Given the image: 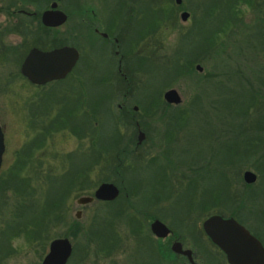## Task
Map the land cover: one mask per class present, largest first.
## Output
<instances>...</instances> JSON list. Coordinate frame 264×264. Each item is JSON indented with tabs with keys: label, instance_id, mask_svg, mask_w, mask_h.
Returning a JSON list of instances; mask_svg holds the SVG:
<instances>
[{
	"label": "rangeland",
	"instance_id": "obj_1",
	"mask_svg": "<svg viewBox=\"0 0 264 264\" xmlns=\"http://www.w3.org/2000/svg\"><path fill=\"white\" fill-rule=\"evenodd\" d=\"M23 1L0 0V10H3L2 13L0 12V26L12 24L15 16L11 14L15 11L16 6L19 7V2ZM37 1L38 9L36 11L40 13L49 2L48 0ZM85 1L87 3L84 7H92L93 2H97V0ZM251 1L253 5L257 4V0ZM78 3L80 4L79 0H59L58 9L63 14L65 13L66 20L63 25L54 30L53 49L71 47L77 49L76 52L79 50L81 40L79 39V17L76 10ZM217 3H219L217 0H181L177 7L174 0H147L149 10L157 9L159 5V9L162 10L161 13L165 17L158 29L142 32L143 34L149 33L147 46L143 47L142 42L137 46L132 44L129 47L133 59H149V65H147L142 76V84L147 85V89L145 92H136L139 106H137L138 109L134 115L140 117L147 114V117L155 119L160 116L163 117L161 121L164 122V125L153 132L157 136L160 135L159 137L164 135V138L166 134L170 137L169 141L173 143L168 147L171 154L168 150L166 151V146H158L161 147L160 152L166 151L165 155L168 156L166 161L162 159L157 161L159 166L175 165L180 168V172L176 173L177 175H187L189 169H186L192 168L196 170V175L191 183L189 181L186 184L185 181L178 178L179 176L173 178L175 173L172 171L162 172L165 177L164 181L162 183L155 182L160 184L156 187V192L164 197L159 206L164 214L116 215L112 225L115 233L117 232L122 240V246L113 257H106L104 255L106 250H103L100 240L93 238V241H90L88 232L89 224L94 218L104 216L101 215L103 213L114 211L112 205L124 199L123 193L114 202L102 203L93 198V192L100 184H116L118 180L123 179L122 172L112 170L110 146H105L108 141L111 142V134L114 130L111 115L116 116L119 111L115 105L112 106L113 104L106 109L98 103L99 100H102L99 98L98 92L86 84V88L84 87L86 99L84 139L78 140L76 136L73 138V135L67 133H55L45 138L43 143L33 145L31 144L33 128H38L39 125H30L29 129L25 128L27 131L24 130V132L23 127L18 126L20 123H17L16 90L18 87L16 85L18 82H14V78H12L13 80L7 84L9 72L16 67L14 63L10 64L9 62L0 64V127L4 139V151L0 164V242L5 246L6 243L10 244L11 248L7 258L3 259V256H0V264H40L47 252L49 242L58 238L67 239L72 246V259L69 258L67 264H181L180 259L173 260L169 257L168 260H161L158 257L159 255L166 256V253L169 252L174 255L168 248V242L170 238L176 237L181 238L184 246H190L195 250L198 264H213L212 259L215 255L219 261L222 259L202 233L201 224L206 218L211 215L227 216L232 212L234 215H264V174L261 172L264 170V165L254 166V157H249L247 161L243 159L241 166L232 168V170L235 169L234 172L238 171L240 180L237 182L231 180L232 186L229 195H226L224 200L220 198L216 205L208 200L210 192L219 191L220 187L217 185L221 183V176H223L221 171L225 168V164L222 165L224 168L220 169L218 165L212 163L215 134L221 132L220 141H225L228 138L227 132L236 129V126L235 123H231L226 114L224 115V110L218 116L216 115L217 110L210 108L212 100L224 99L227 95H220L219 92L212 90L198 92L199 86H205L201 89L207 90L212 80L207 77L208 73L220 71L213 67V59H225L223 63L227 65L242 63V59H260L257 58V53L253 51V43L246 40L245 34L247 35L248 31L246 32L244 29L238 31L243 24H246L252 34L255 33L253 26L258 17L257 8L254 10L252 6L246 7L243 4H238L234 10V12L240 13L236 26L225 33H218L217 22L219 18L226 21L227 18L224 15V9H221ZM142 4L140 1L136 2L135 8L137 9ZM229 7L231 6L229 5ZM229 7L227 9L230 10ZM262 9L260 15L264 12V0ZM181 10L189 13V17L184 22L180 20L179 12ZM215 10H218L216 15ZM197 29L198 34L195 33ZM202 29L207 30V32H202L204 35L210 31L212 32H210L211 35L214 31H218L217 34L221 35H218L219 37L216 38L217 41L213 45L206 44L201 40L202 36H200L201 39L199 37ZM9 31L15 32L14 29H9ZM18 38L10 35L6 42L10 45H17L19 43ZM55 41L58 44L56 47ZM6 47L1 48L0 57L2 58H7L8 55L9 59H13L17 55L23 57L26 53V47L22 53L16 48L10 50L11 47ZM175 59L179 60H177L178 63H188L194 59L203 60L201 63H197L201 71H196L194 64L191 75L171 78L169 74L164 72L163 64H172ZM231 59H236L237 62L232 63ZM20 60L18 61L20 62ZM88 62L90 63L85 69L86 79L99 67L95 59ZM80 67L82 69L83 65ZM77 73L74 72V75ZM21 88L22 91H28L24 94L31 95L28 88ZM169 89H174L178 93L179 104L171 105L163 100L162 93ZM144 93L145 97L150 95L152 99L153 96L157 95L152 105L148 106L147 99L142 97ZM195 97L199 103L197 106H190V102L194 101ZM163 105L171 108L164 110ZM53 108L56 114L58 108L56 106ZM108 110L111 114L108 113ZM179 112H185V115L180 117L178 116ZM19 132L23 133L19 134ZM129 132H131L130 129ZM231 138L237 139L238 137L233 136ZM94 142L96 145L93 150L102 152L100 161L96 163V167L91 168L89 175L85 178L87 183L79 184L76 181L80 179L79 177L74 175L75 180L71 177L77 169L82 173L84 158L86 159V156L92 152V143ZM216 158L218 159L217 156ZM21 167L23 168L21 169ZM138 167L140 168L136 170L135 174L134 171L127 173L129 178H126L125 181L135 182V180H139V184H122L124 190L128 191L129 194L128 206L133 211L140 213H149L148 211L154 213L153 208L147 207L146 201L148 197L146 190L151 188V185L146 181L147 170L141 166ZM256 169H258L257 172ZM79 171L78 174L82 177L83 175ZM244 171H250L256 177L255 182L251 184L253 186L249 189L242 181ZM152 172L154 182V179H158L157 174L161 176V172ZM226 174L228 177L229 173ZM70 182L73 186L68 189ZM177 182L181 184L177 186ZM188 186H194L193 191L188 190ZM202 193L205 197L204 203L199 206V196ZM151 195L153 194L150 193V197ZM78 197L92 198V202L79 206L75 203ZM158 198L159 195L157 194L154 200ZM46 201L50 206L48 215L53 217V221L42 233L41 240L29 244L22 234L10 239V235H13L11 231H14L18 225L22 228L27 224L26 229L31 228L32 222H27V218L23 215H39L41 204ZM30 202H33L34 206L28 211L29 206H26V203L28 205ZM192 210H197L198 215L188 217L186 212ZM76 211L81 213L79 218H75ZM133 220L139 222L140 234H132L131 228L135 226ZM153 220L160 221L168 231L170 230L172 233L170 238L157 239L151 234L149 225ZM153 248L155 252H153ZM84 251L88 253V256L80 263V257Z\"/></svg>",
	"mask_w": 264,
	"mask_h": 264
},
{
	"label": "flooded vegetation",
	"instance_id": "obj_2",
	"mask_svg": "<svg viewBox=\"0 0 264 264\" xmlns=\"http://www.w3.org/2000/svg\"><path fill=\"white\" fill-rule=\"evenodd\" d=\"M79 1L80 4L78 3L76 9L79 17V39L81 40V46H79L77 51L78 58L71 71L59 80L33 83L22 72L25 57L31 50L41 52L53 50L54 30L57 28L42 25L40 16L43 12L51 10L50 6L55 2L56 10L62 12L58 9L59 0H48V5L40 13L36 11L38 9L37 1L24 0L19 2V7L16 6L15 11L11 14L15 16L11 22L12 24L0 26V51L2 50L1 48L7 46L6 48L11 47L10 50L16 48L22 53L26 47V53H24L23 57H18V55L13 59H9V55L7 58L0 57V64L9 62L10 64L14 63L16 67L9 72L10 76L7 84L13 80L12 78H14V82H18L16 85L18 87L16 90V100L18 101L17 123L20 122L18 126H22L24 132V130L27 131L25 128L29 129L30 125H39L38 128L33 126L32 139L34 141L32 140L31 143L33 145L43 143L45 138L55 133H67L73 135V138L76 136L78 140L84 139L86 123L84 87L86 88V84H88L87 86L96 90L99 98L102 99L98 103L106 109L113 104L112 106L115 105L119 111L118 115H111L114 130L112 131V140L109 145L112 155L110 158L112 160L111 168L115 172H122L123 179L113 184L118 190V195L110 202L117 200L121 193L124 194V199L112 205L114 211L101 215H162L164 212L159 206L162 204L161 199H164V197L156 192V187L160 184L156 183L158 181L155 179L153 182L152 171L155 172L157 169L159 171H172L175 173L173 178L179 176L178 178L188 184L195 177L196 170L187 168L186 170L189 169L187 175H177L176 173L180 172L179 167L170 166L171 164H168V166H159L157 164V161L161 159L166 161L168 156L165 153L168 150L171 154L168 147L173 142L169 141L170 137L166 136V134L164 138V135L159 137L160 135L157 136L153 132L161 125H164V122L161 121L163 117L160 116L155 119L147 117V114L140 117L133 115L138 109L137 106H139L136 92H145L147 89V85L142 84V76L147 65H149V59H133L130 55L129 47L132 44L137 46L142 42L143 47L147 46L149 33H143L148 32L150 29H158L165 15L161 13L162 10L159 9V5L157 9L149 10L147 0H97L96 3L93 2L92 7H84L85 3H87L85 0ZM139 1L143 4L136 9L135 4ZM2 11L1 9L0 12L2 13ZM182 12L184 11L181 10L179 14ZM9 29H14L15 32H10ZM10 35L19 37L17 45H10L6 42ZM19 59H21L20 62L18 61ZM91 59H95L99 67L86 79L85 69ZM78 64L79 67L83 65V68L81 69L82 66L77 68ZM74 72H78L77 75H74ZM21 87L28 88L31 95L24 94L28 91H22ZM156 96H153L152 99L150 95L148 97H145V93L142 95L143 98L147 99L148 106L153 103ZM161 96H163V93ZM54 106L58 108L56 114L53 111ZM108 113L111 114L109 110ZM52 114L54 115L52 116ZM45 125L47 126L45 127ZM123 129L124 131H122ZM129 129L131 132H129ZM1 132L3 134L2 129ZM22 133L19 132V134ZM139 134H141L140 141L138 140ZM161 145L167 147L165 152H160ZM138 166L147 170L146 181L151 185V188L146 190V194H148L146 201L147 207L149 209L153 208L154 213L151 211H148L149 213H140L133 211L128 206L129 194L128 191L124 190L122 184H139V180H135V182L125 181L126 178H129L127 173L136 168L138 170L140 168ZM179 184L181 183L177 182V186ZM146 186L148 185L146 184ZM150 193L153 194L151 195L153 198L150 197ZM157 194L159 198L154 200ZM74 215H81V213L76 211ZM186 215L188 217L198 215L197 210L186 212ZM221 217L232 219L242 226L261 244L264 250V215H227ZM171 234L170 232L162 240L170 238ZM205 238L207 239L206 236ZM174 242L180 244L181 250L190 252V258L194 264L199 263L195 250L190 246H184L181 238H170L168 242L169 250ZM209 243L211 242L209 241ZM213 247L222 261H219L217 255H215L212 263L229 264L225 255L214 245ZM174 257L176 260L180 259L181 264H191L185 256L174 254Z\"/></svg>",
	"mask_w": 264,
	"mask_h": 264
},
{
	"label": "trees",
	"instance_id": "obj_3",
	"mask_svg": "<svg viewBox=\"0 0 264 264\" xmlns=\"http://www.w3.org/2000/svg\"><path fill=\"white\" fill-rule=\"evenodd\" d=\"M37 1V0H36ZM219 3H217L220 8L224 9L225 11V17L227 18V21L224 19L222 20L219 18L217 22L218 31H214L213 35H211L210 32L206 33L204 35L202 32L207 30H201V33L199 35L202 36V41L204 43L208 44L210 43L213 45L215 41H217L216 38H218V33H225L226 31L232 30L234 26H236L238 22V15L240 14L238 11L234 12V10L238 7V4H243L246 7H251L252 9L256 10L258 12L257 21L256 24L253 26L255 33L252 34L248 26L245 24L242 25L241 28L238 29V31L241 29H244L246 32L248 31L246 36V40H249L253 43L250 44V47L253 46V51H255L257 54V58L260 59H242V63H236V59H231L232 63L236 64H230L227 65L223 63L225 59H213L214 64L213 67L215 69L220 70L219 72L214 73H208L207 77L212 79L209 83V88L207 90L201 89L205 86H199V91L203 92H209L210 90L214 92H219L220 95L225 94L227 95L224 99H214L210 103V108L213 110L215 108L217 110L216 115L220 116L222 111L224 110V115L226 114L227 118L230 119L231 123H235L236 129L229 130L227 132L228 138L225 141H220V135L221 132L218 134H215V148L213 150V161L220 169L224 168L222 165L225 164L224 170L226 171V168H228V171L226 173H229V176L227 177V174L224 170L221 171V174L223 176L221 183L217 185V187H220L219 191L215 190V193L212 191L210 192V195L208 197L209 202L213 203L214 205L218 204L219 199L223 198L226 195H229V190L232 186L231 180L239 181L240 177L238 175V171H235V169L232 170V168H235L236 166H241L244 161H247L249 157H254V166L256 165H264V12L262 15H260L263 0H257V4L253 5L251 0H217ZM38 2V1H37ZM233 3V4H232ZM229 5L231 7H229ZM235 5V6H233ZM231 8L230 10L227 8ZM215 8V7H214ZM263 10V9H262ZM216 11V10H215ZM238 12V13H237ZM215 15L218 13V10L214 12ZM218 18V17H217ZM216 19V18H215ZM235 21V22H234ZM250 31V32H249ZM198 34V29L195 32ZM54 39V37H53ZM245 40V41H246ZM255 44V45H254ZM252 45V46H251ZM58 46L57 42L55 41V47ZM54 47V45H53ZM263 58V59H262ZM178 59L173 60L172 64L164 65V72L169 74V76L172 77H178V76H184V75H191L193 73V65H197V63H201L203 60H192L188 61V63H178ZM219 61V65H218ZM246 70V71H245ZM224 79V80H220ZM226 81V82H225ZM227 83V85H226ZM201 99V98H200ZM197 103H199V100H197V97H195L194 101L190 102V106L195 105L197 106ZM152 105V104H150ZM163 109H170L171 107H168L166 105H163ZM162 108V106H161ZM178 110V109H175ZM134 115V113H133ZM185 115V112H179L178 116L182 117ZM215 115V114H214ZM177 117V116H176ZM184 123V122H183ZM180 125V124H178ZM213 132V131H212ZM255 133V135H253ZM214 135V133H213ZM238 137L237 139H232L231 137ZM229 139V140H228ZM110 142L108 141L105 146H110ZM96 143H92V149L90 155L86 156V159L84 158V163L82 166V173L77 169L76 172H73V177H71L73 180L74 175L79 177V180H76L79 184H82L85 182L87 183V179H85L93 166L96 165L98 161H100V157L102 152H99L98 150H93V147L95 148ZM219 151V152H218ZM218 152V153H217ZM217 153V155H216ZM90 156V157H89ZM218 157V159L216 158ZM215 158V159H214ZM221 159V160H220ZM238 161V162H236ZM220 163V164H219ZM24 166V164H23ZM96 167V166H95ZM23 167H21L22 169ZM256 168V167H255ZM78 171L83 175L82 177L80 174H78ZM134 174L136 173V169L133 170ZM156 171H159L157 169ZM258 169H256V172ZM160 174H157L158 182L164 181V175L162 174V170H160ZM264 174V170L261 171ZM85 173V174H84ZM158 173V172H157ZM233 175V178H231ZM220 177V178H221ZM199 178V177H198ZM219 178V179H220ZM231 178V179H230ZM72 180V181H73ZM71 181V182H72ZM68 184V189L73 186L72 183ZM253 185H247L246 188L249 189ZM193 187L188 186V190L193 191ZM228 193L226 194V192ZM214 195H213V194ZM31 195V194H30ZM199 206H201L202 203H204V195L203 193L199 196ZM211 199V200H210ZM222 200V199H221ZM24 206V205H23ZM22 206V207H23ZM26 206H29L27 209L28 211L33 208L34 204L33 202H30L28 205L26 203ZM206 206V204H205ZM49 204L48 201H46L44 204H41V208L39 209V215H23L25 218H27V222H32L31 228L27 230V224L24 225L22 228L15 227L14 231H11L10 239L12 237H17L19 234H22L24 239L30 244L37 243V241L41 240L42 233L46 231V228L48 227V224L53 221V217L49 214ZM22 210V208H21ZM113 210V209H112ZM23 211V210H22ZM229 215H234V212L230 213ZM55 216V215H54ZM116 215H104L99 216L93 219V221L89 224V232L88 236L90 241H93L94 239L100 240L102 244L103 250H106V253L104 254L106 257H113L115 254L118 253V249H121L120 246H122V240L117 235L118 233L114 231L113 227V219ZM22 218V217H21ZM132 220V219H131ZM49 221V222H48ZM135 224L134 228H131L132 234H140V227L139 222L134 221ZM24 224V223H23ZM10 244L6 243L5 245H2L0 242V256H3V259L7 258L10 253ZM11 251V250H10ZM89 252V251H88ZM153 252L154 248H153ZM42 253V252H41ZM167 255H159L158 257L161 260H168V258H172L173 260H176L174 255H172L170 252L166 253ZM72 255L70 256V260L72 259ZM88 256V253L84 251V254L80 257V263L84 261Z\"/></svg>",
	"mask_w": 264,
	"mask_h": 264
},
{
	"label": "water",
	"instance_id": "obj_4",
	"mask_svg": "<svg viewBox=\"0 0 264 264\" xmlns=\"http://www.w3.org/2000/svg\"><path fill=\"white\" fill-rule=\"evenodd\" d=\"M174 2L179 5L181 0H174ZM50 8L51 10L41 14V24L46 27L58 28L63 25L66 17L62 12L56 10V2ZM179 16L180 20L184 22L188 14L182 12ZM77 58L76 50L71 47L53 49L49 52L31 50L25 57L22 72L33 83L59 80L71 71ZM194 68L196 71H201V68L197 65ZM162 98L167 104L177 105L180 103V97L174 89L166 90ZM140 138L141 134H139L138 140ZM3 151V135L0 130V164ZM255 180V174L252 172L244 171L242 173V181L246 185L253 184ZM117 195L118 190L111 183H102L93 192V198L102 202H110ZM90 202H92V198L80 197L77 199L76 204L86 205ZM79 216L75 215V218H79ZM149 230L157 239H164L169 234L165 225L158 220L152 221ZM201 230L207 239L225 255L229 264H264V250L261 244L232 219L211 215L202 222ZM170 250L175 255L185 256L191 264H194L190 258V252L181 250L179 243L174 242L171 244ZM71 254L72 246L67 239H53L49 242L47 252L40 264H67Z\"/></svg>",
	"mask_w": 264,
	"mask_h": 264
}]
</instances>
